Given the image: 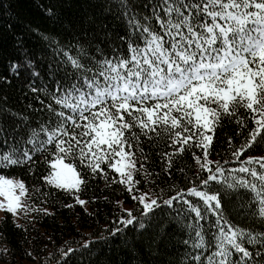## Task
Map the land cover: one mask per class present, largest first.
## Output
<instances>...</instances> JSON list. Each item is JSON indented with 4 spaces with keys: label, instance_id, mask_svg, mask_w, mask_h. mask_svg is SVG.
<instances>
[{
    "label": "snow or ice",
    "instance_id": "snow-or-ice-1",
    "mask_svg": "<svg viewBox=\"0 0 264 264\" xmlns=\"http://www.w3.org/2000/svg\"><path fill=\"white\" fill-rule=\"evenodd\" d=\"M0 63V219L53 217L33 192L87 212L92 182L113 187L52 264H264V0H0ZM159 129L162 173L176 153L199 165L183 187L145 168ZM41 165L48 191L26 182Z\"/></svg>",
    "mask_w": 264,
    "mask_h": 264
},
{
    "label": "trees",
    "instance_id": "trees-1",
    "mask_svg": "<svg viewBox=\"0 0 264 264\" xmlns=\"http://www.w3.org/2000/svg\"><path fill=\"white\" fill-rule=\"evenodd\" d=\"M9 0H3L5 7ZM3 69V64L0 63V70ZM15 102V95L11 89L8 90ZM38 106V105H37ZM235 123V122H233ZM235 129L232 125H226L222 127L218 132L214 134V142L216 144V150L211 155V159L216 160L221 156L225 160L229 159V155L225 154L226 137L233 135ZM168 140V133L163 129H159L158 133L153 134L151 142L147 141L141 136V145L143 146L145 154L148 156V161L145 163V168L153 176H155L161 187L165 185L175 184L177 188L183 187L185 177L188 181H191L194 175L197 173L199 165L196 163L195 158L191 152L176 153L171 157V163L174 165L173 176L168 177L167 172H161V165L164 161L161 160L162 153L167 150L171 151L170 147H166L165 141ZM170 144V141H168ZM197 155H202L199 150H196ZM229 167H236V162L233 161ZM183 168V173L180 169ZM44 171V166L41 165L39 172L33 175L30 181L27 183H36V176ZM19 175V173H16ZM153 177L150 176L149 179ZM251 180V177H247ZM188 186H191L190 184ZM37 188H41L42 191H48L46 188H42L39 183H36ZM241 194L248 193V196L244 197L246 203L249 198L255 200V193L250 189H241ZM117 190V195H118ZM34 206L50 207V210L54 208L53 217H37L36 221L29 224V217H25L22 213L17 216L9 215L7 223H4L3 219H0V264H37V257H39L41 264H52L50 259H46V249L52 250L54 245H59L61 241L67 240L70 236L80 239L78 231H84L87 233V228L78 229L76 221L79 220L87 225L95 227L97 224L103 225V217L107 214V202L115 198L113 195V187L106 185L103 179L98 178L92 182L88 189L84 191L81 198L87 203V212L84 211V206L74 205L72 208H65V204H73V198L67 195H56L55 202L53 198L49 197L48 203H43L44 197L41 192H33ZM193 202L196 198H192ZM126 207L130 204H126ZM99 212L100 215H96ZM194 215V213H193ZM4 217V214L1 218ZM15 224L20 225L19 228L15 227ZM65 233L70 234L65 235ZM7 247L10 250V254L3 253V249ZM31 253V257L27 253Z\"/></svg>",
    "mask_w": 264,
    "mask_h": 264
},
{
    "label": "rangeland",
    "instance_id": "rangeland-1",
    "mask_svg": "<svg viewBox=\"0 0 264 264\" xmlns=\"http://www.w3.org/2000/svg\"><path fill=\"white\" fill-rule=\"evenodd\" d=\"M4 212L0 211V218L3 216ZM17 218V216H15Z\"/></svg>",
    "mask_w": 264,
    "mask_h": 264
}]
</instances>
